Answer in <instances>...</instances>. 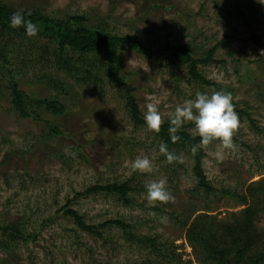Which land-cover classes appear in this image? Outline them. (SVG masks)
Masks as SVG:
<instances>
[{"label":"rangeland","instance_id":"rangeland-1","mask_svg":"<svg viewBox=\"0 0 264 264\" xmlns=\"http://www.w3.org/2000/svg\"><path fill=\"white\" fill-rule=\"evenodd\" d=\"M2 2L16 8H34L62 20H67L70 14H84L89 23L104 22L115 32H127L134 25L136 29L145 28L146 41L157 50L190 39L199 51L215 46L214 56L223 61L200 64V70L227 88L236 107L246 109L255 122L264 125V104L257 96V89L264 90V0ZM122 55L126 84L131 87L142 115L148 103H155L164 120L196 92L211 93L190 79L184 63H167L163 53L144 58L131 49H123ZM23 56L25 63L34 58L32 53ZM175 82L185 89V94L175 92ZM28 85L21 83L23 89ZM103 86V95L91 87L74 86L77 98L75 102L70 98L63 114L56 116L39 109L38 114L48 118L61 132L48 138H42L47 128L42 120L16 116L5 100L0 99V223L14 222L31 212L27 228L35 231L41 228L35 241L14 247L10 257L8 252L0 250V264H123L136 257L123 240L113 249L116 243L105 246L78 228L63 215L62 207L67 201L87 222L113 217L129 222L146 219L143 231H156L163 238L173 239L185 258L193 260L191 248L184 240V227L168 220L165 214L156 218L152 211L145 213L122 206L112 194H76L94 183L132 177L133 183L146 184L152 179L166 178L174 199L153 204L166 206L167 214H180L187 221L201 211L223 219L242 207L227 197L203 202L197 194L202 191L196 186L193 161L187 150L179 152L184 169L175 167L171 172L165 169L162 153L150 143L154 139L151 131L133 126L117 86L110 82ZM241 117L233 136L240 140L238 144L233 139L235 150H224L223 160L216 161L213 154L220 150L219 142L203 146L202 168L211 184L244 191L249 182L264 175L260 168L264 164V136L255 134L244 114ZM189 129L193 132L194 126ZM138 155L150 158L151 172L131 169V161ZM204 205L209 209H198ZM37 213L50 219L41 225L40 219L32 218ZM256 223L257 230L264 233V210ZM112 231V239H118V232Z\"/></svg>","mask_w":264,"mask_h":264},{"label":"trees","instance_id":"trees-1","mask_svg":"<svg viewBox=\"0 0 264 264\" xmlns=\"http://www.w3.org/2000/svg\"><path fill=\"white\" fill-rule=\"evenodd\" d=\"M21 9L30 13L26 19L38 25L36 36H27L23 27L9 26L10 14ZM87 20V15L76 13L68 15L67 20L56 19L51 14L41 13L37 9L16 8L0 0V99L5 100L4 103L13 109L16 116L42 120L47 125V128H44L46 134L42 138L53 137L61 132L48 118L38 114L39 109L56 116L63 114L70 98L73 102L77 98L73 92L74 86L91 87L103 95L105 82L117 86L133 126L147 128L136 105L135 95L126 84L123 49H131L144 58H153L163 53L167 63H184L190 79L199 84V87H206L205 89L211 92L227 91L223 84L206 77L199 67L200 64L223 61L214 56L215 46L199 51L194 48L190 39L157 50L146 41L145 28L136 29L134 25L127 32H115L104 22L95 25ZM26 53H32L34 56L27 63L23 56ZM24 82L29 84L27 89L21 87ZM174 84L175 92L185 94V89L180 84ZM259 90L257 89V96L264 104V90ZM232 103L239 119L244 114L255 134L264 136V125L255 122L246 109L236 107L234 101ZM168 119L169 117L164 119L158 133L149 129L154 138L150 142L151 145L158 147L163 142L169 151L176 155H179L180 150H187L193 161L191 168L197 180L196 186L202 191L197 194L202 196L203 202L212 198L215 200L227 197L231 202L242 205L240 210L232 211L223 219L201 211L187 221L180 214H167L164 211L166 206L148 204L144 196L145 184L133 183L132 177L110 183H94L76 194H112L122 206L138 208L145 213L152 211L153 217L156 218L165 214L168 220L184 227V240L191 248L193 260L185 258L180 246L173 239L163 238L156 231H143L147 226L146 219H132L129 222L122 217H113L100 222H87L83 214L70 207V201L65 202L62 207L63 215L105 246L108 243H116L113 249H117L119 240H123L129 251L136 254L135 258L127 259L123 264H264V233L257 230L256 223L257 217L264 210V175L249 182L244 191L211 184L202 168V147L195 153L191 151L193 145L200 143V137L189 129L194 126L193 123L186 122L175 133H170ZM173 135L179 139L173 141ZM233 139L239 144V139ZM161 156L163 162L165 161L164 168L169 172L175 167L185 168L182 163H169L164 154ZM62 162L68 163L67 160ZM260 168L264 171V164ZM185 174L187 175V170ZM192 190L196 191L197 188ZM198 209L208 210L209 207L204 205ZM48 218L50 219V216L46 219ZM1 223L0 250L8 252V257L14 247L28 240L35 241L40 232L29 230L26 226L27 219L22 217L14 222L5 223L2 220ZM43 223L45 219L41 225ZM111 229L118 232V239H112L114 231Z\"/></svg>","mask_w":264,"mask_h":264},{"label":"clouds","instance_id":"clouds-1","mask_svg":"<svg viewBox=\"0 0 264 264\" xmlns=\"http://www.w3.org/2000/svg\"><path fill=\"white\" fill-rule=\"evenodd\" d=\"M28 15L30 13H26L22 9L12 12L9 17V26L13 28L23 27L25 34L33 37L38 34L39 28L31 20L26 19ZM232 99L231 93L223 90L211 93L196 92L194 96L185 99L174 108L168 119L169 132L175 133L184 123L192 122L194 135L200 137V143L199 145H193L191 151L195 153L198 148L218 141L220 150L213 155L216 161L223 160L224 150H235L236 145L233 136L240 126V119L234 110ZM143 119L147 128L157 133L160 131L161 124L164 123L162 114L155 103L146 105ZM171 139L176 141L179 137L173 135ZM158 148L169 163L173 161L180 162L183 159L181 156L169 151L167 145L163 142L159 144ZM130 166L131 169L140 173H149L153 169L152 162L147 155H138L131 161ZM144 188V196L149 204L155 202L168 203L174 199L167 188L166 178L152 179L144 185ZM31 216L32 213L30 212L26 217L23 214L20 217L24 220L27 219L28 223ZM32 218L34 221L40 219V222L45 219V223L47 220V217L40 215V213L35 214Z\"/></svg>","mask_w":264,"mask_h":264}]
</instances>
